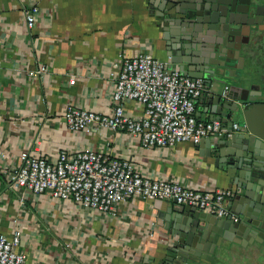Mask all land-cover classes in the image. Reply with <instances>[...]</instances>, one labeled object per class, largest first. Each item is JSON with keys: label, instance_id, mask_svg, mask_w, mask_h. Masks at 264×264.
Listing matches in <instances>:
<instances>
[{"label": "crops", "instance_id": "1", "mask_svg": "<svg viewBox=\"0 0 264 264\" xmlns=\"http://www.w3.org/2000/svg\"><path fill=\"white\" fill-rule=\"evenodd\" d=\"M165 1L0 0V231L9 235L21 231L19 249L26 254V264H173L166 257L179 236L168 211L173 200L133 197L110 214L58 200L47 192L11 188L8 173L20 165L24 150L55 159L63 150L93 149L129 159L155 178L201 190L233 188L236 195L227 207L235 214L242 207L237 204L239 196L257 194L263 187L264 173L255 170L246 186H231L215 157L209 156L207 145L200 142L146 149L125 131L101 127L75 131L67 126L63 118L67 105L99 112L112 108L115 75L126 57L149 53L167 61L168 69L180 70L168 55L177 30L176 25L163 22L169 17L166 12L174 11ZM33 6L39 11L30 29L26 13ZM250 27L257 30L264 23ZM205 31L210 41L196 46L202 58L223 59L220 52L227 49L228 67L238 70L236 57H244V74L254 86L261 84L264 54L248 46L244 36L248 24L239 34ZM226 84L230 82L213 84L196 100L198 119L211 120L213 92L220 93ZM125 109L134 116L143 113L136 101H127ZM219 121L227 133L228 124ZM257 149L264 158V142H258ZM246 234L247 230L235 234L238 242L223 241L212 264H229L233 251L248 253L264 244V240L245 244ZM210 243L196 244L209 247ZM197 246L193 250L202 251Z\"/></svg>", "mask_w": 264, "mask_h": 264}, {"label": "built area", "instance_id": "2", "mask_svg": "<svg viewBox=\"0 0 264 264\" xmlns=\"http://www.w3.org/2000/svg\"><path fill=\"white\" fill-rule=\"evenodd\" d=\"M39 9L26 13L30 29L36 24ZM41 70H45L42 67ZM112 93V108L99 112L67 105L63 118L75 131L94 127L125 131L139 139L144 148L175 147L184 142L198 143L203 138L226 134L219 120H201L196 115V100L207 90L203 78L168 69V62L149 53L126 57L118 65ZM226 85L223 95L227 96ZM127 101L143 106L139 116L126 112ZM246 129L235 122L233 131ZM231 133V132H227ZM21 163L8 173L11 188H24L36 194L50 193L54 198L86 208L115 214L120 202L133 197L176 200L219 217L239 221L240 216L227 207L236 195L233 188L195 189L180 181L155 178L142 173L129 159L111 157L103 151L63 150L55 159L22 151ZM21 231L11 235L0 231V264H26L19 249Z\"/></svg>", "mask_w": 264, "mask_h": 264}, {"label": "water", "instance_id": "3", "mask_svg": "<svg viewBox=\"0 0 264 264\" xmlns=\"http://www.w3.org/2000/svg\"><path fill=\"white\" fill-rule=\"evenodd\" d=\"M257 0H167L165 6L174 11H167L169 17L163 22L176 25V40L169 46L172 64H179L183 74L203 78L209 89L215 83L229 86L227 96L223 90L213 92V102L210 119H219L229 126L226 134L203 138L200 143L207 145L209 156L215 157L216 164L231 181V186H246L253 171L264 173L263 154H258V142H264V80L259 86L252 84V78L243 72L245 59H239L238 70L228 67L231 54L224 49L220 52L223 59L202 58L200 51H196L197 44L208 42L205 29H220L222 32L241 33L244 25L255 24L260 12ZM165 13V14H166ZM164 14V13H163ZM208 33H214L207 30ZM190 55V56H187ZM231 79V80H228ZM204 95V94H203ZM217 108H221L218 112ZM240 120L246 129L233 131L234 123ZM252 145V148H251ZM257 194L245 193L237 196L239 221L228 217H219L196 207L178 204L168 211L175 221L176 235L179 239L172 243L166 260L173 264H212L216 258L215 251L223 241H237L234 235L244 234V243L264 240V183ZM249 199V200H248ZM233 199L231 205H236ZM222 219L223 222H219ZM212 224V225H211ZM216 225L223 229L216 228ZM263 237V239L261 238ZM209 240L211 243L197 246V242ZM184 244L183 246L181 245ZM197 246L202 251L193 250ZM206 252L203 254L202 252Z\"/></svg>", "mask_w": 264, "mask_h": 264}, {"label": "flooded vegetation", "instance_id": "4", "mask_svg": "<svg viewBox=\"0 0 264 264\" xmlns=\"http://www.w3.org/2000/svg\"><path fill=\"white\" fill-rule=\"evenodd\" d=\"M256 3L260 6V12L256 17L255 23L260 25L264 23V17H262V15H264V0H257ZM262 29H264V27H258L257 30L252 29L251 32H245L244 36L247 37L246 42L252 50L264 54V30Z\"/></svg>", "mask_w": 264, "mask_h": 264}, {"label": "rangeland", "instance_id": "5", "mask_svg": "<svg viewBox=\"0 0 264 264\" xmlns=\"http://www.w3.org/2000/svg\"><path fill=\"white\" fill-rule=\"evenodd\" d=\"M232 254L234 256H231V261H228L229 264H264V244L255 246V248L252 247L248 253H238L235 250ZM242 259H244L243 262Z\"/></svg>", "mask_w": 264, "mask_h": 264}]
</instances>
